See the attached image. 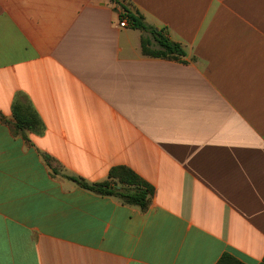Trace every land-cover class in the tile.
Listing matches in <instances>:
<instances>
[{
	"label": "crops",
	"instance_id": "obj_1",
	"mask_svg": "<svg viewBox=\"0 0 264 264\" xmlns=\"http://www.w3.org/2000/svg\"><path fill=\"white\" fill-rule=\"evenodd\" d=\"M122 6L185 56H144ZM0 115V264L262 263L264 0H0ZM116 166L146 209L65 178Z\"/></svg>",
	"mask_w": 264,
	"mask_h": 264
},
{
	"label": "trees",
	"instance_id": "obj_2",
	"mask_svg": "<svg viewBox=\"0 0 264 264\" xmlns=\"http://www.w3.org/2000/svg\"><path fill=\"white\" fill-rule=\"evenodd\" d=\"M125 19L132 29L143 32L140 47L144 56L151 58L180 60L185 56L184 50L177 43L170 41L164 30H156L144 23L141 16H135L122 6L120 20ZM154 40L157 48H153L148 38ZM13 126L16 132L24 135L25 132L39 133L43 124L36 112L26 101L15 100L11 106ZM1 117V115H0ZM66 179L76 183L79 187L98 195L110 196L118 199L122 204L135 206L141 210L146 209L154 189L139 177L132 169L125 166H116L109 170L107 180L102 183L89 185L83 180L65 176ZM218 264H238L228 255L224 254ZM264 264V258L262 263Z\"/></svg>",
	"mask_w": 264,
	"mask_h": 264
},
{
	"label": "built area",
	"instance_id": "obj_3",
	"mask_svg": "<svg viewBox=\"0 0 264 264\" xmlns=\"http://www.w3.org/2000/svg\"><path fill=\"white\" fill-rule=\"evenodd\" d=\"M118 25H119L120 28H124V27H127L128 26L125 19L120 20V22H119Z\"/></svg>",
	"mask_w": 264,
	"mask_h": 264
}]
</instances>
